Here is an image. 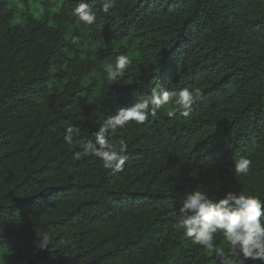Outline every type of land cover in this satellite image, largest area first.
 I'll return each mask as SVG.
<instances>
[{"label": "trees", "instance_id": "trees-1", "mask_svg": "<svg viewBox=\"0 0 264 264\" xmlns=\"http://www.w3.org/2000/svg\"><path fill=\"white\" fill-rule=\"evenodd\" d=\"M18 1L0 0V264H218L175 225L198 184L264 200V0H117L91 26L69 15L77 0H36L39 16ZM120 54L131 63L109 83ZM156 84L203 97L187 117L169 104L131 122L121 173L73 159L67 122L82 143Z\"/></svg>", "mask_w": 264, "mask_h": 264}, {"label": "clouds", "instance_id": "clouds-1", "mask_svg": "<svg viewBox=\"0 0 264 264\" xmlns=\"http://www.w3.org/2000/svg\"><path fill=\"white\" fill-rule=\"evenodd\" d=\"M98 2L99 9H94L87 0H77L69 15L77 18V25L83 23L89 26L97 21L98 11L106 16L115 15L117 0ZM130 63L128 55H117L114 65L109 64L104 68L105 80L109 83L117 81ZM202 97L203 93L199 88L183 87L170 91L166 85L156 84L136 102L119 107L115 114L103 119L92 133V138L82 143L79 140L82 134L80 125L67 122L63 140L69 146H79L80 151L73 154L74 160L79 161L91 155L98 158L112 174L121 173L129 159V144L124 133L132 127L131 122L143 125L149 116L156 117L158 111L169 104L172 105L167 112L169 117L177 114L187 117L193 105L200 102ZM113 137H117L115 143L110 142ZM251 166L252 160L241 155L234 158L231 171L236 176H243L248 174ZM66 167L71 172L76 170L68 165ZM198 174V168L193 167L190 175L197 177ZM178 211L180 215L175 227L182 229L194 246L202 247L209 254L215 253L218 264H247L248 261H260L264 264V200L258 195L229 190L218 198H212L209 189L198 184L194 190L182 196ZM217 234L222 235L227 251L217 243ZM48 246L49 237L45 234L37 248L44 250ZM233 256L235 258L230 259Z\"/></svg>", "mask_w": 264, "mask_h": 264}, {"label": "rangeland", "instance_id": "rangeland-1", "mask_svg": "<svg viewBox=\"0 0 264 264\" xmlns=\"http://www.w3.org/2000/svg\"><path fill=\"white\" fill-rule=\"evenodd\" d=\"M19 8L22 9L24 5H29L30 10L35 12L36 16H39L41 12V7L36 0H19L18 1Z\"/></svg>", "mask_w": 264, "mask_h": 264}]
</instances>
